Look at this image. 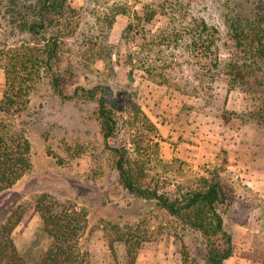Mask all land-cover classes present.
<instances>
[{"label":"rangeland","instance_id":"1","mask_svg":"<svg viewBox=\"0 0 264 264\" xmlns=\"http://www.w3.org/2000/svg\"><path fill=\"white\" fill-rule=\"evenodd\" d=\"M68 2L54 65L65 92L109 85L120 123L111 144L134 152L140 136L147 172L166 189L217 177L226 193L218 209L234 247L223 264H264V124L251 117L253 99L226 71L239 54L230 38L232 0ZM7 7L0 0V99L5 64L34 41ZM256 62L264 79V56ZM95 108L94 99L57 94L42 70L14 118L30 140L32 166L0 191V225L24 206L12 231L19 252L33 261L50 243L30 207L46 193L86 209L79 246L87 264H126L128 248L136 264H209L201 235L120 183ZM143 114L150 123L142 124Z\"/></svg>","mask_w":264,"mask_h":264},{"label":"trees","instance_id":"2","mask_svg":"<svg viewBox=\"0 0 264 264\" xmlns=\"http://www.w3.org/2000/svg\"><path fill=\"white\" fill-rule=\"evenodd\" d=\"M15 24L33 36L32 44L15 49L4 66L5 85L0 99V191L13 186L32 166L31 143L24 128L18 130L15 117L26 109L32 86L42 70L49 72L50 84L62 97L73 96L96 100L95 118L109 151L112 164L124 188L154 203L168 215L202 236L209 264H223L234 252L232 235L224 227L218 209L226 200L223 184L217 177H203L195 186L166 189L147 172L148 152L142 138L114 146L120 130L119 107L109 85L75 86L65 92L67 80L57 69L65 19L71 9L68 0H7ZM206 26V25H205ZM230 38L239 53L226 64L227 74L254 101L251 117L264 124V79L256 57L264 56V0H232L229 14ZM51 34H48L50 33ZM150 123L143 114L142 124ZM151 127L155 128L153 124ZM146 157V158H145ZM38 212L42 229L50 238L39 256L29 261L22 255L12 231L23 215L20 205L0 225V264H87L79 241L87 226V211L73 202H61L41 194L31 202ZM126 264H136L134 250L128 248Z\"/></svg>","mask_w":264,"mask_h":264}]
</instances>
